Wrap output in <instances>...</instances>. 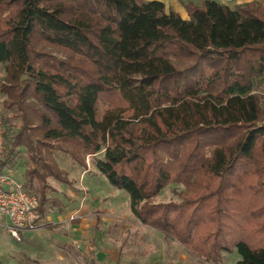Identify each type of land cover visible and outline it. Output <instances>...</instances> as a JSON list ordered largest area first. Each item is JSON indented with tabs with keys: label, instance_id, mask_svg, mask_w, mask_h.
Here are the masks:
<instances>
[{
	"label": "trees",
	"instance_id": "1",
	"mask_svg": "<svg viewBox=\"0 0 264 264\" xmlns=\"http://www.w3.org/2000/svg\"><path fill=\"white\" fill-rule=\"evenodd\" d=\"M183 7L187 19L159 1L0 0V92L11 99L3 109L29 97L50 114L30 128L22 112L36 144L103 151L94 167L127 194L134 218L188 255L220 264L236 252L234 264H264V111L255 91L264 0ZM173 61L194 66L180 71ZM5 124L2 112L0 172L23 136L7 144ZM32 181L43 221L49 187L39 168L26 171L23 187ZM170 184L183 188L179 202L152 203Z\"/></svg>",
	"mask_w": 264,
	"mask_h": 264
},
{
	"label": "rangeland",
	"instance_id": "2",
	"mask_svg": "<svg viewBox=\"0 0 264 264\" xmlns=\"http://www.w3.org/2000/svg\"><path fill=\"white\" fill-rule=\"evenodd\" d=\"M44 50L58 61H66L68 58L61 49L46 46ZM173 64L177 70L183 71L194 66V61H173ZM2 69L4 68H0V73ZM257 82L259 86L255 91L264 111V77ZM4 101L10 102L11 99L0 92V107L6 121V143L10 144L19 132L23 134L14 150L13 162L6 168L20 167L26 171L31 170L32 166L41 168L39 170L45 177V184L51 187L47 191L43 221L36 229L24 232L20 240L16 241L5 228L0 227V264H88L83 253L93 237L92 222L95 217L99 218L94 253L98 264H141L140 261L162 251L157 242L148 244L139 240L144 239L145 231L133 230L137 220L130 211L125 193L116 191L97 173L94 164L102 159L103 151L91 156L85 155L75 144L69 142H50L48 146L36 144L38 132L22 130L21 115L25 114L28 125L32 128L39 124L38 113L50 114L29 97L24 99L25 105L13 106L10 110L3 109ZM26 106L29 107L25 108ZM98 109L102 110L103 106L99 105ZM263 123L264 114L259 118V124ZM84 171H88L86 176H83ZM23 174L21 173L22 184L25 179ZM37 187V182L32 181L25 189L38 198ZM182 189L179 185H167L151 202H179L178 193ZM45 224H49L51 228H45ZM133 236H136L135 239ZM176 243L167 241L166 254L171 262L174 260L177 264H185L187 260L193 264H204L200 258L188 255ZM179 256H183V260H179ZM238 260L236 252L223 254L220 264H232Z\"/></svg>",
	"mask_w": 264,
	"mask_h": 264
},
{
	"label": "built area",
	"instance_id": "3",
	"mask_svg": "<svg viewBox=\"0 0 264 264\" xmlns=\"http://www.w3.org/2000/svg\"><path fill=\"white\" fill-rule=\"evenodd\" d=\"M4 146L2 111L0 107V158ZM38 199L20 182L4 171L0 172V226L13 240L19 241L24 232L36 229L41 221L37 212Z\"/></svg>",
	"mask_w": 264,
	"mask_h": 264
},
{
	"label": "crops",
	"instance_id": "4",
	"mask_svg": "<svg viewBox=\"0 0 264 264\" xmlns=\"http://www.w3.org/2000/svg\"><path fill=\"white\" fill-rule=\"evenodd\" d=\"M144 1H159V2L164 4V6H165V8L167 10H171V11L179 14L181 18L187 19V16H186V13H185V10H184V7H183L184 4H186L188 2H191V3H194V4H199L200 2L205 1V0H144ZM209 1H214V2L220 3L222 5L227 6L229 9L233 10L237 6H241V5H244V4H247V3H251V2H257L258 0H209ZM1 67L4 68V65L0 64V68ZM4 78H5V72H4V69H2V73H0V82L1 83H2L1 80L4 79ZM31 168L34 169L36 167L32 166ZM3 171L5 173L9 174L15 181L20 182V183H21V179H23L21 173H24V174L26 173V172H24L26 170H22L20 167L19 168L15 167V169L14 168L13 169L5 168ZM83 173H84L83 176H86L88 171H84ZM24 174H23V177H25ZM94 178H97V177H94ZM46 180L48 181V178ZM82 181H83V178H82ZM49 187H51V186H49ZM55 190H56V192H59L58 189H55ZM60 190H61V188H60ZM116 191H120V190H116ZM121 192H123V191H121ZM125 195L128 198L126 193H125ZM128 201H129V199H128ZM92 223H93V237L90 239V241L86 245L83 255H84L85 259L87 260V263L89 264L90 260L87 257L88 249H89L90 245L93 243L91 259L94 261L95 264H98L96 259H95V254L94 253H95V245H96V234H97L96 231H97V226H98V223H99V218L95 217L94 221ZM135 225L136 226L133 227V230L135 232L138 231V229H141V230L143 229L145 231V234L143 236L144 239H139V240H141L143 243H148V244H152L153 242H157L159 248H162V251L161 252H157V254L155 256L154 255H150L147 259L145 258L144 260L140 261L141 264H177V263H175L174 260H173V262H171L172 260L170 261L169 257L166 254L167 253V245H168L167 241L168 240H165L163 238V236L161 234H159L158 232H156V231H154V230H152V229H150V228H148L146 226L141 225L138 221H137V223ZM47 226L45 225V228H47V229L51 228V226L49 224H47ZM0 227H2V226H0ZM2 228H4V227H2ZM135 237L136 236H133V239H135ZM179 257H180L179 260H183V256H179ZM234 262H237V261H234ZM234 262L232 264H234ZM185 264H193V263L186 260Z\"/></svg>",
	"mask_w": 264,
	"mask_h": 264
}]
</instances>
